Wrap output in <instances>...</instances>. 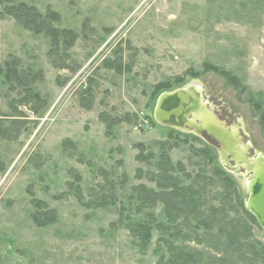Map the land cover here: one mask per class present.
<instances>
[{
    "label": "rangeland",
    "instance_id": "rangeland-1",
    "mask_svg": "<svg viewBox=\"0 0 264 264\" xmlns=\"http://www.w3.org/2000/svg\"><path fill=\"white\" fill-rule=\"evenodd\" d=\"M20 3L56 16V40L8 13ZM190 85L264 156V0H0V264L224 258L246 219L214 168L245 202L248 176L152 122L161 93ZM250 225L239 242L264 251Z\"/></svg>",
    "mask_w": 264,
    "mask_h": 264
},
{
    "label": "water",
    "instance_id": "water-1",
    "mask_svg": "<svg viewBox=\"0 0 264 264\" xmlns=\"http://www.w3.org/2000/svg\"><path fill=\"white\" fill-rule=\"evenodd\" d=\"M195 85L162 93L154 110L155 121L164 127L194 133L215 142L224 162H232L235 172L248 176L246 207L264 230V156L250 155L238 126H229L216 108L209 105Z\"/></svg>",
    "mask_w": 264,
    "mask_h": 264
},
{
    "label": "trees",
    "instance_id": "trees-1",
    "mask_svg": "<svg viewBox=\"0 0 264 264\" xmlns=\"http://www.w3.org/2000/svg\"><path fill=\"white\" fill-rule=\"evenodd\" d=\"M7 11L9 14L13 13L15 18L18 19L20 22H22L24 24V26H26L28 29H32L36 33H41L43 30H45V32L50 34L51 37L54 40H56V38H57V36H55L56 32H55L54 28L48 23V20H47V19H50L51 21L53 19L55 20L54 17H56V16L48 15V16H46V18L45 17L42 18L41 15L38 14V12H36L34 7H30L25 3H20L18 6L14 5V7H12L11 9H9ZM62 33L64 36H68L69 38H74V36L72 35V32L69 30H64ZM222 74L228 78L230 83L235 84L236 78H234L230 73L224 72ZM167 85H168V83L160 84L159 86L156 87V89L159 92L164 87L167 88ZM165 92H163V93H165ZM168 92H170V91H168ZM263 120H264V115H263ZM152 122L157 125L154 118L152 119ZM175 130H177V129H175ZM195 138L199 139L201 137H198L195 135ZM203 151L206 154V156H209L211 158L212 163H214L218 159V157H219V160L221 159L220 155H217V157L212 155L210 150L204 149ZM220 162H221V160H220ZM220 165L216 166L214 168V171L216 173H218L219 175H221L223 180H226L227 188L233 187V190L235 191V193L237 192V198L240 199L238 204H239L241 211L243 212V215L245 216V219H246L245 220L246 222L243 223L244 225L240 224L239 222H237V220H235L236 226H233L231 228V230H233V231L227 236V238L229 239L228 245L230 247H233V248L226 252V256L224 258H222L220 260L215 259V260H210V261H204L203 253H200V252H194L193 253V252H190L188 250H184L182 248L181 249L174 248L173 249V256H172L173 258H171V260H168V261H164V259L162 258L158 264H238V263H244V264H258V263H260V264H264V251L263 250H259L255 247H251L250 244L247 242H243V244L241 242H239L240 239L244 238L246 235L247 236L245 238L249 237V234H250L249 230L251 228L250 223L251 224L255 223V224H257V226H259V224H258L255 216L247 209L245 201L241 200L242 195L241 196L239 195V190L236 187L237 186L236 183L233 182L232 179L230 178V176L220 168ZM231 209H233L237 212L235 207L231 206ZM48 218H49V220L47 219L44 221H51L52 220L51 217H48ZM239 226L245 227V230L239 232L238 231ZM259 228L262 229L260 226H259ZM145 234L147 236H150V229L148 227H146V225H141V226L139 225L137 230H136V235L143 237ZM232 243H234V244H232ZM244 246L246 247V251L241 252V250ZM232 259H234L236 261H234V260L232 261Z\"/></svg>",
    "mask_w": 264,
    "mask_h": 264
},
{
    "label": "bare ground",
    "instance_id": "bare-ground-1",
    "mask_svg": "<svg viewBox=\"0 0 264 264\" xmlns=\"http://www.w3.org/2000/svg\"><path fill=\"white\" fill-rule=\"evenodd\" d=\"M246 182H247V180L245 181V185H246Z\"/></svg>",
    "mask_w": 264,
    "mask_h": 264
}]
</instances>
